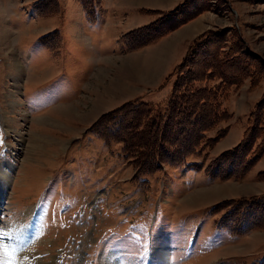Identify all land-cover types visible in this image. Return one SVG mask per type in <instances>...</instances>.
I'll return each mask as SVG.
<instances>
[{
  "label": "rangeland",
  "instance_id": "374dc122",
  "mask_svg": "<svg viewBox=\"0 0 264 264\" xmlns=\"http://www.w3.org/2000/svg\"><path fill=\"white\" fill-rule=\"evenodd\" d=\"M77 1L0 0V264L264 262V213L259 228L233 236L216 222L234 204L211 211L227 199L264 193V155L241 179L212 180L204 169L189 165L203 161L206 166L240 141L264 80L252 87L248 77L230 89L224 104L231 115L206 135L228 132L212 146L184 164H166L135 179L139 163L121 156L122 143L107 147L87 130L132 100L165 102L171 84L161 83L162 72L168 74L182 60L188 44L173 47L166 56V45L139 47L146 39L134 35L139 51L126 53L120 31L144 17L136 12L117 23L119 28L104 27L108 34L102 39L81 32L87 47L81 44V69L72 70L68 48L52 29L76 30L71 26L76 10L81 11ZM226 1L205 3L210 25L204 31L234 24L247 48L264 59V0ZM43 35L54 50L39 43ZM141 124L130 126L139 130L136 150L159 148V141L151 139L152 125L146 126L147 120ZM236 161L235 168H243L239 156ZM3 174L9 178L5 191Z\"/></svg>",
  "mask_w": 264,
  "mask_h": 264
},
{
  "label": "trees",
  "instance_id": "16d2710c",
  "mask_svg": "<svg viewBox=\"0 0 264 264\" xmlns=\"http://www.w3.org/2000/svg\"><path fill=\"white\" fill-rule=\"evenodd\" d=\"M78 1L90 24L98 22L103 17L105 8L102 0ZM203 1L183 0L169 10L143 8L142 12L157 17L147 24L124 33L119 41L121 47L125 52L136 50L137 44L133 45L132 42L134 35L146 39L139 47L158 41L173 29L204 12L205 3L207 5L210 3L209 0ZM225 2L227 4L228 1ZM38 5L37 2L33 3L35 12L39 11ZM59 6L60 3L58 8ZM227 9L229 11V8ZM167 17L170 20L166 23ZM53 33L59 34V31ZM229 34L231 38L226 40ZM46 35L41 36L39 41L47 48L53 49L54 45L45 40ZM59 37L61 38V35ZM207 55H210V58ZM262 68H264V59L247 48L246 39L236 25L207 30L193 40L180 63L165 78L164 84H171V93L165 102L132 100L119 107L116 112L108 114L102 121L93 124L87 131L101 138L107 147L122 143L121 156L129 163L133 162V158L139 163L140 167L134 175L135 179L163 170L166 164H184L189 156L203 152L205 148L212 146L215 140L227 134L228 128H224L215 137L206 135L210 129L217 126L220 121L226 120L229 114L231 115L224 104L227 95L232 91L230 89L239 86L248 77L252 87L258 85L264 80ZM128 116L133 119L127 118ZM146 120V126L152 125L153 128L151 139L159 141L160 146L157 149L151 150L149 147L138 152L136 144L140 138L137 132L139 130H133L130 126L131 122L132 125L138 122L143 124ZM247 120L248 125L234 147L225 150L206 166L203 161L189 165L194 166L195 169H204L205 174L212 180L241 179L246 176L253 168L251 166L264 155V92L253 105ZM130 131L131 134L128 135ZM257 139L259 142L256 144ZM237 156H239L238 163L243 162L241 169L234 166L237 163L235 162ZM227 158H233L228 162L229 164ZM226 205L234 207H230L217 220L218 228L233 236H239L260 227L259 223L264 213V193L227 199L225 202L213 205L211 211L217 213ZM237 210H240L239 216ZM255 210H259L257 216L251 221L247 220L254 215ZM258 264H264L263 260Z\"/></svg>",
  "mask_w": 264,
  "mask_h": 264
},
{
  "label": "crops",
  "instance_id": "0c3cea01",
  "mask_svg": "<svg viewBox=\"0 0 264 264\" xmlns=\"http://www.w3.org/2000/svg\"><path fill=\"white\" fill-rule=\"evenodd\" d=\"M182 1L183 0H104L105 14L98 22L94 24H90L87 21L85 11L82 5L79 3L81 6L80 7L81 11L76 10L77 16L75 18L73 25L71 26V27H77L76 30L65 27V28H62L61 30H59L58 28H55V29H52V31L53 30L59 31V34L62 37V44H65L66 48H68L67 66L70 69L76 71V70L81 69L80 64H79L80 59L82 57V54L80 55V52H79L81 50V44L87 47L80 37L81 32L83 36H88L87 33L92 31L94 32V35L97 36L96 38L102 39L105 37V34H108V31L104 27L117 26L119 28V25L117 23L121 21H126L129 15L132 13L135 14L136 12H138L140 15L144 16V17H140V20L136 21V24L133 25L135 27H138V26L144 25L145 23L147 24L146 18H148L149 16L150 17L154 16L152 14H147V13L142 12L143 8L168 10V9L174 8L177 4H179ZM67 4L65 7V14L67 13V8H69ZM61 12H63V7H61ZM207 14H208L207 11L202 12L200 15H198L196 18L192 19L188 23L181 25L176 30H173L172 32L162 37L158 41L152 44H149V45L151 46L153 44H160V48H163L166 45L165 46L166 49L163 51V54L166 56L171 53L173 47L175 46L179 47L183 43H187L188 48H189L190 44L198 36V34L203 32L209 27L210 22H208L207 20L208 19ZM153 19L154 18L151 17L149 21L151 22ZM100 27L102 28L103 32L97 30ZM133 28L130 27L129 29L121 30L120 33L123 35L124 33H126L127 30H131ZM79 37L81 39V43L77 41ZM72 40H74L75 45L70 42ZM62 44H61V47H62ZM149 45H146L145 47ZM76 47H78V50H76ZM135 51H139V50H134V51L126 52V53H131ZM75 62H77V64H74ZM176 65L172 67L170 72L173 70V68ZM170 72L164 76H162L163 75V72H162L161 83L164 82L165 78L170 74ZM70 87L72 86L68 85V88ZM72 92L75 93L76 95L77 92H79V90L73 89ZM252 107L253 106L250 105L249 108L251 109Z\"/></svg>",
  "mask_w": 264,
  "mask_h": 264
},
{
  "label": "bare ground",
  "instance_id": "6f19581e",
  "mask_svg": "<svg viewBox=\"0 0 264 264\" xmlns=\"http://www.w3.org/2000/svg\"><path fill=\"white\" fill-rule=\"evenodd\" d=\"M15 65L16 66H19V62H17V61H15ZM2 179H3V181H4V183L3 184H1L2 185V190H4L5 191V189H6V184L8 183V180H9V178H8V176H6L5 174H3V176H2ZM205 191V190H204ZM3 192V191H2ZM164 252V251H163ZM165 253V252H164ZM161 254H162V251H161ZM166 255V254H165ZM4 257V256H3ZM109 264H115V263H113V262H109Z\"/></svg>",
  "mask_w": 264,
  "mask_h": 264
},
{
  "label": "snow or ice",
  "instance_id": "6c2138e0",
  "mask_svg": "<svg viewBox=\"0 0 264 264\" xmlns=\"http://www.w3.org/2000/svg\"><path fill=\"white\" fill-rule=\"evenodd\" d=\"M0 145H3V139H2V137H0ZM0 155H2V153H0Z\"/></svg>",
  "mask_w": 264,
  "mask_h": 264
}]
</instances>
